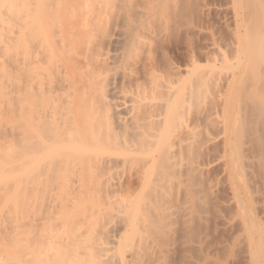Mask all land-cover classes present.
<instances>
[{
    "label": "bare ground",
    "instance_id": "6f19581e",
    "mask_svg": "<svg viewBox=\"0 0 264 264\" xmlns=\"http://www.w3.org/2000/svg\"><path fill=\"white\" fill-rule=\"evenodd\" d=\"M169 2L118 5L112 0H0L1 7L8 6L12 22L13 89L25 92L24 100L16 96L15 120L11 117L16 121L15 134L20 136L12 147L21 155L13 154L10 180L20 183L27 179L29 236L25 250H16L13 264H156L168 253L163 238L167 220L171 222L174 214L170 208L165 212L175 197L173 180L182 178L185 183L180 180L178 188L184 183V190L177 192L182 190L188 196L191 173L202 172L190 162L192 103L200 107L198 119L206 116L207 86L223 85L230 92L219 101L224 112L240 105L238 94L246 88L258 100L256 105H264V39L252 55L249 83L244 61L250 59L242 51L240 34L235 65L226 56L218 60L220 65L215 64L219 69L216 84L209 80V86L206 73L194 59L186 67L171 59L161 62L159 47L171 36V21L178 15L179 5ZM252 3L243 17L254 19V30L264 26V0ZM121 6L128 15L133 12L132 17L136 11L142 12L141 17L155 11L157 18L153 15L140 23V29L130 36L115 38L111 22L116 16L111 15L122 10ZM239 14H235L237 19ZM114 39L118 51L110 56L107 47ZM220 78L224 80L221 85L216 82ZM222 128L223 155L229 168L224 170L228 171L232 199L237 205H249L248 176L259 157L245 155V144L232 139L230 126L224 122ZM195 142L198 149L203 141ZM178 157L181 163L177 167ZM117 202L120 207L111 214ZM105 204V209L110 205L108 213L102 207ZM242 222L249 264H264L263 251L257 256L251 252L264 247L262 222L251 213Z\"/></svg>",
    "mask_w": 264,
    "mask_h": 264
},
{
    "label": "rangeland",
    "instance_id": "374dc122",
    "mask_svg": "<svg viewBox=\"0 0 264 264\" xmlns=\"http://www.w3.org/2000/svg\"><path fill=\"white\" fill-rule=\"evenodd\" d=\"M142 1L146 2L148 0H112V3L115 2V4L124 5L126 3L141 2L140 4H143ZM164 1L166 3L171 1L169 2L171 6L172 4H177V6H179L178 13H175L178 15L173 16L175 22L171 21L174 25H172V34L168 41H164L166 43L163 42V45L161 44L162 46L159 47V59H171L176 65L182 67L191 65L195 60V62L199 64V67L202 66L210 86V81L216 84L215 80H217L216 77L219 74V69L215 64L220 65L218 60H220L221 57H229L230 63L235 65V51L236 47L239 45L238 36L240 34V42L244 48L242 51L246 52L250 59L244 61V65L248 69L251 62L254 63L252 55L257 51L259 42L264 39V26L261 27L259 25L253 30L254 19L246 17V11L249 9L251 11L253 0H174V3L173 0ZM2 4L3 1L1 2V5ZM1 5L0 87L2 88L1 91L5 94H3L4 96H2V98L0 97V173H2L0 174V178L3 179L2 176H4L5 180L0 179V264H13L14 255H16L18 251L22 253L23 250H25L24 242L29 236V234H27L28 221L26 219L29 215L27 205H30V199L27 204V179L25 180V178H23L20 183H14L13 180H10L13 176V156H16V153H18L17 149L16 153L14 152L16 147H13L15 142L20 138V136H17L18 132L15 129L16 121L12 122L11 117L15 120L16 106L14 100L16 96L18 95L17 97L24 100L25 92L23 91L24 89L19 93L13 89L15 86L12 82L16 71L14 69L15 63L13 62L14 54H11L13 37L12 22L8 13V6L1 7ZM123 9L120 10L119 8L120 11L114 10L115 13L112 12V14L114 13L115 15H111V17L116 16L113 17L115 20L111 18L113 19L111 24L114 25V27L111 28V32L114 33L115 38L121 34H126L125 36L129 34L130 36L137 31L139 28L138 26L141 25L140 23L146 20L148 21L153 15H156L155 17L157 18V13L155 11L149 13V15L143 12V14H145L143 17H141L142 12L136 11L134 17H137L134 18L132 17L133 12L128 15L130 12L126 13L128 10L124 11ZM140 10L144 11L142 9ZM236 12H238V14L240 13L239 15L242 17L240 16L239 19H237L235 16ZM118 13L119 15H117ZM243 15L246 16L243 17ZM138 18H140V20H138ZM243 18L244 20L246 19L245 24L242 22ZM240 26L242 27L240 28ZM245 26L248 31H246ZM114 28L115 30H113ZM255 30H259L260 33L256 34ZM117 47V40L114 39L113 43L107 47L110 56H113L115 52L118 51ZM163 60L161 61L162 63L164 62ZM252 75V69H248L245 74L247 83L250 82ZM216 82L221 85L224 83V80L218 79ZM21 87L24 88L23 83H21ZM223 87L222 85L216 87V89L213 85L212 88L207 86V88L210 89L206 88V97L203 102L206 106V109L204 108L206 110V116L202 118L205 120H202V118L198 119L197 110L200 107L195 102L192 103L191 125L193 130L190 136V143L193 148L191 151L192 154L190 155V162H192L194 168L200 166L202 172L201 174H198L197 171V173H191L190 180L188 181V196L182 191L184 190L182 188L185 187V185H183L185 182L182 178L180 180L184 183H182L181 188H178V186L181 185L178 177L177 179L174 178L173 190H175V193L173 191V194L175 197L172 196L173 199L170 201L171 203L167 204V207L169 205L168 208L165 206L168 209V211L165 212H170V208L174 214L171 213V216H173V219L171 217V222L170 219L167 220L166 236L164 235L163 238L164 242L166 240L165 244L168 253H170H166L165 257L160 259V262L158 261L156 264H249L247 260L249 248L247 247L246 233L243 229L244 225L242 220H248L250 213L255 219L262 222H260L263 226L261 230L264 235V105H256L258 100L254 101L256 97L246 88L238 94V97H240V105L231 112H224L219 104L226 98L225 96L228 97L230 95V92ZM109 95L111 96V94ZM209 95L211 97H208ZM212 95L214 96V100ZM224 122L231 128L229 134L232 139H236L245 144L243 147V150H245L244 154L248 157H259V161L254 163L251 167L252 175L248 176L250 177L248 179V186H250V188H247L248 191L251 192L253 198H251L252 203H248L249 205H237L232 199L233 197L228 185L229 178L227 170L229 168H227L228 166L225 162L226 158L223 155V138L225 135L223 134L224 129L222 127ZM21 137H23L22 130ZM197 139L199 142L203 141L201 144V146H203L202 151H200L202 148L201 146H199L198 149H196L197 146H195L196 148L194 147V145L197 144V142H195L198 141ZM203 151L206 153L204 154ZM18 154L21 155V153ZM229 154L230 152L227 153V156H229ZM19 155H17V157H19ZM177 160L178 167L181 163V158L178 157ZM224 168L227 170H224ZM120 173H122L121 168ZM123 176L124 178L127 177L126 173ZM25 184L26 186H24ZM14 185H16V187ZM18 185L22 187L19 188ZM179 189H182L181 193H178ZM17 191H19V194ZM20 192L22 194H20ZM24 192L25 194H23ZM61 196L65 198L64 195ZM61 196H59L58 200L62 199ZM65 199L67 200V197ZM38 204L39 202L36 205L37 207L39 206ZM104 206H106V204L102 205L103 208ZM102 207L101 211L103 210ZM108 207L110 210V205ZM108 207H106V209H108ZM112 207L115 209L112 210L113 213L111 214H115L116 208L118 209L120 206L117 202V204H113ZM185 207L189 210H184ZM106 209L104 208L105 213H108ZM95 210H98V208ZM184 212H186V215ZM246 226H249V223ZM17 231L18 233H16ZM20 231L21 233L23 231V233L21 234ZM17 243L18 245H16ZM166 246L164 247L166 248ZM262 251L264 253V247L251 250V252L256 254L255 256L259 255Z\"/></svg>",
    "mask_w": 264,
    "mask_h": 264
}]
</instances>
